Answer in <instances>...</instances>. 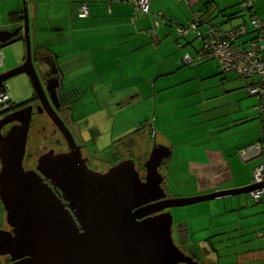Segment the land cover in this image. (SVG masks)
<instances>
[{"label": "crops", "instance_id": "crops-1", "mask_svg": "<svg viewBox=\"0 0 264 264\" xmlns=\"http://www.w3.org/2000/svg\"><path fill=\"white\" fill-rule=\"evenodd\" d=\"M249 1L252 0H244L242 5ZM149 2L152 14L144 16L129 1L28 0L32 43L43 54L48 50L50 59L63 69L64 91H67L65 80L70 74L64 70L65 65L75 72L84 70L86 76L95 72L99 80L119 66L124 80L139 73L152 87L147 97L154 100L155 113L159 111V117L155 119L156 135L164 140L161 144L170 150L169 157H172L167 175L160 170L165 193L164 184L167 183L168 191L175 199L253 186V171L264 163V149L263 154L253 155L248 160L240 152L252 144H264V95L258 98L249 93L250 87L259 82L258 78H242L238 73L223 72L218 61L208 62L209 59L197 60L198 64L183 68L188 66L183 61L185 56L196 59L203 41L195 39L194 33L187 38L180 37L176 25L168 18L177 16L187 24L200 13L202 21H199V26L204 31V21L215 20L217 10L221 14L223 9H234L236 5H225L221 9L216 0H189L187 6L176 0ZM82 3L89 5L88 18L79 17ZM252 6L264 21V0H253ZM15 12H24L22 0H0V31H12L24 24V20L19 25L10 19L11 13ZM155 13H163L158 27L155 26ZM229 14L238 13L236 10L223 12V21L218 23L224 30H231L246 20H238L239 14L230 20L227 17ZM227 22L229 26L225 25ZM64 43L73 48L70 54L78 52L77 57L84 58L75 61L70 57L61 61L63 53L69 51ZM52 44L64 47L53 48ZM3 47L0 42L1 51ZM2 56L0 74L22 65L26 59L25 56L20 64L4 69L3 51ZM6 83L2 84L9 92ZM117 87L118 92L137 93L138 96L133 98H121L128 104L136 102L134 97L142 95L140 88L126 89L120 83ZM252 192L207 201L199 206L200 213L195 218L194 229L179 220L177 236L180 243L185 245L189 240L194 243V238L199 237L202 240L193 249L213 254L217 262L222 254L224 264H264V201L254 200ZM1 206L0 200V230H4L6 212ZM204 213L208 222L199 225V217L202 219ZM193 234L196 237L193 238ZM229 237L237 242L230 245L225 240Z\"/></svg>", "mask_w": 264, "mask_h": 264}, {"label": "water", "instance_id": "water-1", "mask_svg": "<svg viewBox=\"0 0 264 264\" xmlns=\"http://www.w3.org/2000/svg\"><path fill=\"white\" fill-rule=\"evenodd\" d=\"M23 8L24 24L0 31V42L5 45L23 33L26 59L0 74V86L26 74L69 151L50 150L38 158L36 170L25 169L33 106L0 118V200L11 228L0 230V257L9 256V264H201L175 243L172 208L231 198L264 185L169 199L160 167L170 150L156 143L146 160L144 178L134 158L106 173L92 170L57 114L59 86L52 93L40 78L28 0H23ZM6 126L10 129L4 133Z\"/></svg>", "mask_w": 264, "mask_h": 264}, {"label": "rangeland", "instance_id": "rangeland-1", "mask_svg": "<svg viewBox=\"0 0 264 264\" xmlns=\"http://www.w3.org/2000/svg\"><path fill=\"white\" fill-rule=\"evenodd\" d=\"M243 1L244 0H216L215 3L218 4L221 9H223L225 5L229 6L230 4H232V6H236L234 7V9L233 7L230 9H223L221 14L220 10H217V18L214 21L217 23H221L223 21L222 14L223 12H225V10H227L229 13H232L235 10L239 14L245 13L246 10L243 9V7H245V4L242 5ZM177 3H183L182 5L187 6L184 2L177 1ZM43 12L46 11L44 10ZM168 18L170 22L174 23V26L176 24L188 26V23H182L177 16ZM240 18L247 20L248 14H245L244 17L240 16L238 20ZM234 22L235 21H232V23ZM229 24L230 23L227 22L225 25L229 26ZM191 34H189L188 36H190ZM188 36L182 38H187ZM64 44L65 46H68L66 50L69 51H65L63 53L65 55L60 57L61 61L68 60L70 59V57L74 58L75 61H80L81 58H84H78L77 55L80 54L78 52L70 54L71 49L73 48L66 43ZM57 46L64 47L60 44H57L55 46L52 44L53 48H57ZM2 51L4 53V63L6 65L4 69H6V67L15 66L22 62V60L26 56V43H24V41L11 43L9 44V46L3 47ZM213 61L216 60L213 59L208 62ZM62 65L64 66V64ZM191 66H194V63L193 65L190 64L188 66H184L183 68H189ZM116 68L117 69L113 70L112 73L106 74V77H103V80H99L98 75L95 72H92L91 74L86 76V72L84 73V70H77L75 72L73 71L72 67L66 65L64 66V70L66 69L67 73H70L65 80V90H67L68 92L78 90L80 93L79 98L75 99L74 102V120H72L71 122L67 121V124L70 126L72 135L76 138L77 142H79L80 144L82 140L85 146V153L91 160L89 166L91 169L93 168L92 170L97 169L100 172H104V170L107 169L108 166H113V156L119 151L122 152L124 158H135L137 167L141 170V175L145 176L146 170L144 167L146 160L148 159V157L146 156L151 153L154 142L158 145H163L161 144V141H164L161 137H157L156 135L155 119L159 117V111H156L155 113V102L153 99L147 97L148 91L150 93L152 92V87L148 83H145V80L140 77V74L135 73L133 75H130L132 78H130L129 80H124L123 78L125 76L123 75L120 67L118 66ZM82 74L85 75L86 79H83L85 77H80ZM146 78L148 80V75L146 76ZM118 83H120L121 86L123 85V87H125L126 89H130L133 87L135 89L140 88V90L142 91V95L139 98L134 97V99H137V101L128 104L121 98H131L132 96L138 95L137 93L130 95V92L128 91L118 92ZM6 84L8 85L9 92L12 95V99L17 105H25L27 102H31L36 94L31 80L26 74L13 77L11 78V80L7 81ZM91 87H93L94 89L92 90ZM43 117L44 119H42L48 122V124L45 125L46 130L42 131L41 127H34L30 134L31 140L27 147L28 153L25 161V167L27 169L30 168L36 170L38 158L49 151V149H62V151L64 149V138L56 129V127L48 120V118H46L45 116ZM6 128L7 127H5L3 130L4 133L8 129H10L9 127L7 129ZM131 143L133 147L129 149L127 145H131ZM170 162H172V157H169V159H167L160 167L161 171L165 175H167V168ZM164 187L166 189V193H168L169 199L173 198V194L169 193L168 191V183L164 184ZM246 195L250 196L249 194ZM201 205H204V203L195 204L193 206H184L183 208H172L171 214L174 220L173 230L174 238L176 241H178V221L182 220L183 222H185V226L190 224V226L193 227L196 221L195 218L200 213L198 207ZM206 219L207 216L205 215V213L202 214V219L199 217L198 224H206L208 222V220ZM194 237H196V235L193 234V238ZM194 239V243H190L189 240L187 243H185V245L179 244V246L181 245L182 249H186L189 253L198 255L200 257V260L204 264H224V257L222 254L221 260L217 262V257L213 254H207L206 251H202L197 248V250L193 249L194 246L200 244L198 243V241L200 242V240H202L199 237ZM225 240L230 245L234 244H232V242H237L233 237H229V239L226 238ZM209 256L211 259L207 260Z\"/></svg>", "mask_w": 264, "mask_h": 264}, {"label": "built area", "instance_id": "built-area-1", "mask_svg": "<svg viewBox=\"0 0 264 264\" xmlns=\"http://www.w3.org/2000/svg\"><path fill=\"white\" fill-rule=\"evenodd\" d=\"M121 2H132L135 4L137 11L147 15L150 9L149 0H119ZM186 1V0H183ZM79 17L88 18L89 5L80 4ZM246 5H251V2H246ZM200 17L195 16L194 20L187 27H178L180 35H186L189 30L198 31V23ZM255 27H259L260 22L253 21ZM208 35L212 37L211 43L206 45L205 48L211 57H215L220 61V65L224 72H234L242 78L257 77L258 83L252 85L249 93L257 96L258 98L264 95V57L261 56V51L264 46L259 45L257 42H252L248 50H244L238 46L239 39H242L246 34L247 29L239 28L222 35L221 31L214 26L208 28ZM220 31V32H219ZM2 51L0 50V63L2 62ZM184 63L188 64L195 60L191 56H185ZM5 84L0 86V116L4 117L3 112L11 110L10 96ZM264 144L255 143L251 146L243 148L240 152L245 160L256 154H263ZM264 185V163L258 166L253 171V185ZM253 198L256 201H264V186L254 189L252 192Z\"/></svg>", "mask_w": 264, "mask_h": 264}, {"label": "flooded vegetation", "instance_id": "flooded-vegetation-1", "mask_svg": "<svg viewBox=\"0 0 264 264\" xmlns=\"http://www.w3.org/2000/svg\"><path fill=\"white\" fill-rule=\"evenodd\" d=\"M37 55L38 56H37V60H36V65L39 67L38 72L40 74V78L43 80V83H44L45 87L46 88H49V90L52 93H54V91H55L54 89L59 86L57 88V90H58V99H59L58 102H60V109L57 111V114H59L61 116V118L64 120V122L66 123V125H68L67 124V121L68 122L69 121L71 122L72 121V117H74V115H75V113H73L74 112L73 109H74V102L75 101L73 100L72 97L69 96V93L67 91L62 90L63 89V81H62V78L61 77L63 76V69L60 68V66L55 65V63L49 57L43 55L42 52H40V53L38 52ZM43 62L49 63V66L47 64L46 65H43ZM57 81H60V82L58 83ZM50 95H51V93H50ZM50 102H52V101L50 100ZM52 104H53V102H52ZM26 106H33V113H32L33 118H32V122H31V125H30L31 129H30L29 137H28V139H29L28 144H29L30 143V140H31L30 139V134H31V131L33 130L34 127L35 128H37V127L40 128L41 127L42 131H45L46 130V126L45 125L48 124V122L43 120L44 119L43 116H45L46 118H48V120L53 125H54V123H53L50 115L46 113L45 108H44L42 102H40L37 94H35V96L33 97V99H32L31 102H27L24 105V107H26ZM6 127L7 128L8 127L10 128V126H6ZM55 127L59 131V129L57 128V126H55ZM68 127L70 128L69 125H68ZM62 137H63V135H62ZM63 138L65 140V145H64L63 151H62V149L61 150H55L54 148L49 149V151L50 150H55L56 153L68 152L69 151L68 143H67L65 137H63ZM77 143L80 146V148L82 149L83 157L88 160V165H89L91 160L89 159V157L85 153V148H84L85 146H84L82 140H81V143H80L81 145L79 144V142H77ZM27 147H28V145H27ZM26 151H27V149H26ZM49 151H47V152H49ZM27 153H28V151L26 152V157L24 159V163H25L26 158H27ZM115 164H117V163H115L113 161V165H115ZM110 167L111 166H108L107 169H105L104 172H102V173H106L108 171V169H110ZM136 167H137V162H136ZM25 169H27V168L25 167ZM28 169H30V168H28ZM137 169L140 170L138 167H137ZM94 171L100 172L97 169H94ZM142 177L144 178L145 176H142ZM67 207H68V205H67ZM4 230H11V228L7 224L5 226V229ZM173 239L175 240V238H174V231H173ZM177 240L178 241L175 240V243L179 246V244H181V243H180V240H179V237L178 236H177ZM181 245L179 246V248L181 249L182 252H184L188 256L192 257L194 261H198L199 263L204 264L200 260V257L198 255L195 256L192 253H189L186 249H182V246ZM9 263H11V259L9 258V256L0 257V264H9Z\"/></svg>", "mask_w": 264, "mask_h": 264}, {"label": "trees", "instance_id": "trees-1", "mask_svg": "<svg viewBox=\"0 0 264 264\" xmlns=\"http://www.w3.org/2000/svg\"><path fill=\"white\" fill-rule=\"evenodd\" d=\"M177 1H179V2H184V3H186V2H188L189 0H186V1H183V0H177ZM251 2V5H249V6H247L246 5V3H245V7L243 8V9H245L246 11H245V13H243V14H239L241 17H244L245 16V14L247 15L248 14V18H247V20H245V21H243L244 23L243 24H241V25H238V26H236L235 28H233V29H231V30H224V29H222V27H221V25L219 24V23H216L215 21H214V18H211V21H209L208 19H206V21H204V25H205V30L204 31H202L201 29H200V24L198 25V31L199 32H195V31H193V30H189L188 31V33L186 34V35H180L179 33H178V27L179 26H182V27H187V26H183V25H177V28H176V30H177V33H178V35L180 36V37H186V36H188V34H193L194 33V35L196 36L195 37V39L197 38V39H201L202 41H203V44H202V49L198 52L199 54L197 55V58L196 59H194L195 61L194 62H192V63H189V65L190 64H193V63H195L197 60L198 61H201V60H205V59H209V60H216V61H218V63H219V65H220V61L218 60V59H216L215 57H211L210 55H209V53H208V51L206 50L207 48H205V46L206 45H209L210 43H211V40H212V37L211 36H209L208 35V28L210 27V26H214L215 28H218L220 31H221V33H222V35H224V34H227V33H229V32H231V31H235L236 29H239V28H246L247 29V31H246V35L244 36V37H242V39H239V41H238V46H241L242 48H244V50H248V48H249V45L252 43V42H257L259 45H262V46H264V21H262L258 16H257V14H256V12H255V10H253V0L252 1H250ZM210 4V3H209ZM247 6V7H246ZM141 13V12H140ZM23 14H24V12H15V13H11V15H10V19L13 21V22H16V23H18L19 25L22 23V21H23ZM142 14V13H141ZM152 14V13H151ZM150 14V9H149V12H148V14L147 15H151ZM197 14V13H196ZM238 14H233V15H228L227 17H228V19H230V20H232L234 17H235V15H238ZM142 15H144V14H142ZM147 15H144V16H147ZM200 15V13L198 14V16ZM162 17H163V13H155L154 14V19H155V26H157L158 27V23H159V21L162 19ZM201 18V17H200ZM209 18H210V15H209ZM194 20V19H193ZM192 20V21H193ZM254 20H257L258 22H260V25H259V27H255L254 26V24H253V21ZM191 21V22H192ZM202 21V19H200V22ZM191 22H189L187 25L189 26V24L191 23ZM154 29H156V27L154 28ZM219 31V32H220ZM191 32V33H190ZM224 33V34H223ZM24 41V43H25V39H24V35L22 34V36H20L19 38L17 37L15 40L14 39H12L11 41H9V43L8 44H6V45H4V47L5 46H9V44H11V43H15L16 41ZM36 52H37V54H38V52L40 53L41 51H40V49H39V47H36ZM46 52H48V53H45V54H43V55H45V56H47V57H49L50 58V52L48 51V50H46ZM186 56H188V55H186ZM261 56H263L264 57V49L261 51ZM186 65H188V64H186ZM220 69L222 70V67H221V65H220ZM223 71V70H222ZM224 72V71H223ZM227 73H229V72H227ZM250 78H252V77H250ZM69 93V96L70 97H72L73 98V100L75 101V99H77V98H79V96H80V93H79V91L78 90H74L73 92H68ZM9 103L11 104V110L10 111H5V112H3V115L4 116H6V115H8V114H10V113H12L13 111H15V110H18V109H20V108H22V107H24V105H17V104H15L13 101H9ZM1 117V116H0ZM143 127V126H142ZM127 147L129 148V149H131L133 146H132V143H131V145L130 144H128L127 145ZM149 156V154L146 156V157H148ZM129 158H131V157H129ZM113 161L115 162V163H119L120 161H122L123 159H125L124 158V156H123V154H122V152H117L114 156H113Z\"/></svg>", "mask_w": 264, "mask_h": 264}]
</instances>
